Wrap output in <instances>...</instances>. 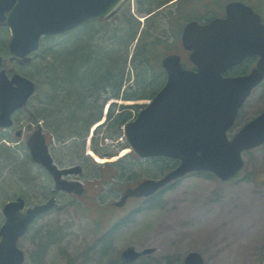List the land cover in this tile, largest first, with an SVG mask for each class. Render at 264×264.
<instances>
[{
	"label": "rangeland",
	"instance_id": "1",
	"mask_svg": "<svg viewBox=\"0 0 264 264\" xmlns=\"http://www.w3.org/2000/svg\"><path fill=\"white\" fill-rule=\"evenodd\" d=\"M139 1L131 0L128 4L135 16ZM228 3L229 0H186L190 12L186 23L191 19L201 23L213 19L215 14L211 12L222 11ZM253 3L264 14V3ZM223 15L221 12L219 16ZM0 38H11L6 25L0 24ZM178 51L176 54L189 62L188 53ZM34 63L26 66L11 62L9 68L28 74L37 66ZM148 102L110 97L104 104L101 120L83 139V149V141L73 145L56 141L52 146L51 152L60 166L82 167V175L74 178L82 181L86 195H56L52 177L34 164L27 139L38 122L29 111L14 116L13 128L0 130V228L5 221L3 207L9 200L22 196L28 206L45 202L53 195L58 200L19 242L25 253L24 264H185L191 252L201 254L205 264H264V145L244 153L243 172L229 182L220 181L212 173H191L166 185L157 195L132 200L124 208L114 206L143 180L159 178L162 169L159 162L142 160L125 149L128 145L123 130L115 134L104 118H108L110 110L119 114L122 106L129 109ZM263 113L264 83L242 108L232 132ZM136 116L134 111L132 119ZM39 123L44 127L43 122ZM20 130L23 134L19 138L16 132ZM44 133L47 138L52 135L45 127ZM96 156L104 162H98ZM120 167L126 171L122 177L118 175ZM121 220L126 222L114 229L111 248L102 254L99 242L104 231ZM41 248L43 259L35 260ZM129 251L140 256L129 261Z\"/></svg>",
	"mask_w": 264,
	"mask_h": 264
},
{
	"label": "water",
	"instance_id": "2",
	"mask_svg": "<svg viewBox=\"0 0 264 264\" xmlns=\"http://www.w3.org/2000/svg\"><path fill=\"white\" fill-rule=\"evenodd\" d=\"M124 0H0V22L11 30V60L31 62V55L46 37L68 34L96 18L111 17ZM228 16L207 24L190 22L182 41L195 70L186 68L181 56L171 54L162 65L167 82L137 118L125 126L130 148L140 158L166 157L179 166L160 180L148 179L125 194L116 206L129 198L149 197L170 182L192 172H211L223 181L237 176L245 166L243 152L264 144V113L245 125L232 139L228 132L239 110L264 79V24L260 16L241 2L227 7ZM261 59L246 76L224 74L247 57ZM11 74V75H10ZM36 92L35 83L8 71L0 55V128L13 126V115L24 108ZM17 135L20 137L21 132ZM33 161L53 177L57 192L84 195L80 181L64 179L80 174L82 168H60L50 154L39 125L27 142ZM57 205L55 197L26 208L23 197L3 207L5 221L0 228V264H24L19 240L41 215ZM140 256L126 255L129 261ZM185 264H205L197 252L189 253Z\"/></svg>",
	"mask_w": 264,
	"mask_h": 264
},
{
	"label": "trees",
	"instance_id": "3",
	"mask_svg": "<svg viewBox=\"0 0 264 264\" xmlns=\"http://www.w3.org/2000/svg\"><path fill=\"white\" fill-rule=\"evenodd\" d=\"M170 1L140 0L136 16L127 4L109 19L93 20L65 37L43 40L33 56L37 66L23 75L37 84V94L29 110L34 120L43 122L51 138L54 136L59 144L68 145L85 141L90 128L101 120L104 104L110 97L137 101L151 100L158 94L166 83L162 60L182 50L181 33L190 16L186 0L179 1L176 7H166ZM156 10L162 12L152 14ZM194 15L199 16L197 12ZM6 40L0 38V54L9 57ZM246 65L234 69L230 75L246 74L252 66ZM128 107L122 106L119 114L113 110L108 113L107 122L115 134L122 132L134 111L138 114L143 108ZM84 141L80 144L82 149ZM147 161L161 164L160 175L178 165V161L164 158ZM122 170L120 167L121 177L126 172ZM125 222L121 220L104 231L99 242L102 254L111 248L114 229ZM43 253L41 248L35 260H42Z\"/></svg>",
	"mask_w": 264,
	"mask_h": 264
},
{
	"label": "flooded vegetation",
	"instance_id": "4",
	"mask_svg": "<svg viewBox=\"0 0 264 264\" xmlns=\"http://www.w3.org/2000/svg\"><path fill=\"white\" fill-rule=\"evenodd\" d=\"M250 5L254 6L253 4H250ZM254 8H255V6H254ZM255 10H256V9H255ZM256 11H257V10H256ZM257 12L261 13L260 10H258ZM193 14H194V13H193ZM225 14H226V13H224V15H223L224 17L226 16ZM260 15L262 16V18H263V22H264V14L261 13ZM256 62H257V60H256ZM252 63H253V62H251L250 59H249V60L247 59V60L245 61V64H248V65H246L245 67H250V66L252 65ZM254 66H255V64H254ZM254 66H253V67L251 66L252 68H251L250 70H252V69L254 68ZM249 72H250V71H249ZM249 72H248V73H249ZM71 178H74V177H72V176H71V177H68V179L73 180V179H71ZM74 179H75V178H74ZM131 200H132V199H130L128 202H130Z\"/></svg>",
	"mask_w": 264,
	"mask_h": 264
},
{
	"label": "bare ground",
	"instance_id": "5",
	"mask_svg": "<svg viewBox=\"0 0 264 264\" xmlns=\"http://www.w3.org/2000/svg\"><path fill=\"white\" fill-rule=\"evenodd\" d=\"M126 151H124V153H125ZM90 154H92L91 152H90ZM94 155V154H93ZM96 159H97V161L98 162H104V160H101L98 156H96Z\"/></svg>",
	"mask_w": 264,
	"mask_h": 264
}]
</instances>
